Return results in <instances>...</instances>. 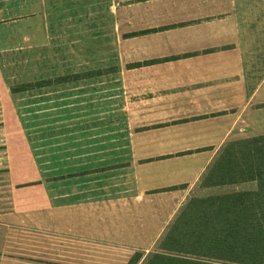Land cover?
<instances>
[{"label":"crops","instance_id":"1","mask_svg":"<svg viewBox=\"0 0 264 264\" xmlns=\"http://www.w3.org/2000/svg\"><path fill=\"white\" fill-rule=\"evenodd\" d=\"M256 212L264 0H0V264L252 244Z\"/></svg>","mask_w":264,"mask_h":264},{"label":"trees","instance_id":"2","mask_svg":"<svg viewBox=\"0 0 264 264\" xmlns=\"http://www.w3.org/2000/svg\"><path fill=\"white\" fill-rule=\"evenodd\" d=\"M65 80H57L55 84ZM256 215L264 219V212L261 214L256 212ZM178 226L173 228V232L166 240L167 247L173 249L174 252L150 253L141 264H264V238H255L252 244L241 242L240 246L233 247L227 242L228 240L220 238L202 241L197 238L199 232L192 224ZM241 232L237 236L248 234V236L260 237L264 235V228ZM224 242L226 243L222 244ZM142 256V254H136L129 264H138ZM219 259L222 261H218Z\"/></svg>","mask_w":264,"mask_h":264},{"label":"rangeland","instance_id":"3","mask_svg":"<svg viewBox=\"0 0 264 264\" xmlns=\"http://www.w3.org/2000/svg\"><path fill=\"white\" fill-rule=\"evenodd\" d=\"M18 139H24V135H18ZM244 152V150H242V153ZM256 152L258 153V154H260L262 151H260V150H256ZM218 183V176H216L213 180H211V184L213 185V184H217ZM240 215L241 214H236L235 215V217L237 218H239L240 217ZM186 223H182V222H179L177 225H179L178 227H181V226H183V225H185Z\"/></svg>","mask_w":264,"mask_h":264}]
</instances>
